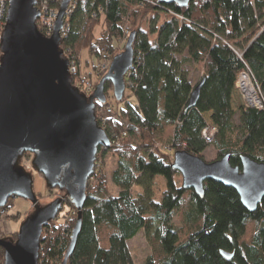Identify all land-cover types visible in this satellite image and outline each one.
I'll list each match as a JSON object with an SVG mask.
<instances>
[{"label": "trees", "instance_id": "trees-1", "mask_svg": "<svg viewBox=\"0 0 264 264\" xmlns=\"http://www.w3.org/2000/svg\"><path fill=\"white\" fill-rule=\"evenodd\" d=\"M63 31L61 48L70 57L78 60L89 50L102 61L124 49L122 37L135 33V64L127 79L131 93L117 107L96 106L114 142L100 148L96 163L109 152L118 157L112 174L118 192H108L104 168L98 167L87 184L81 233L67 264H135L128 242L143 230L151 231L153 250L144 264H264V200L248 212L234 189L213 181L205 183L199 198L183 188L174 155L167 153L204 159L213 146L218 159L230 154L234 167L242 168V156L264 161V109L241 106L237 124L232 106L237 75L240 85L244 73L255 79L264 102V0H191L184 8L158 0H78ZM78 79L79 74L72 76L76 87ZM202 80L200 98L188 108ZM112 90L107 82V102L114 98ZM210 115L219 125L212 141L203 136ZM167 127L173 128L172 149L164 151L155 141ZM158 180L165 186L161 202L154 194ZM64 208L74 214L44 228L39 264H62L66 256L78 213L69 199ZM178 213L184 216L180 227L173 223Z\"/></svg>", "mask_w": 264, "mask_h": 264}, {"label": "water", "instance_id": "water-1", "mask_svg": "<svg viewBox=\"0 0 264 264\" xmlns=\"http://www.w3.org/2000/svg\"><path fill=\"white\" fill-rule=\"evenodd\" d=\"M72 0H62L53 34L38 27L42 13L38 0H9L6 25L0 38V210L11 198L32 203L33 213L17 238H1L3 264H39L44 228L56 220L69 199L77 210V222L62 264L73 255L82 228V210L89 180L96 171L100 148L112 146L100 126L97 104H106V83L116 102L124 99L126 75L133 66L135 33L117 54L108 72L88 96L72 84L70 61L61 48L64 19ZM184 8L191 0H158ZM202 80L194 89L188 108L200 98ZM31 154L32 168L43 175L48 190L64 195L41 206L34 191V176L21 164ZM242 168L230 163V154L206 162L185 151L174 153L173 167L181 173L184 189L205 196V183L213 181L234 189L248 212L264 200V161L242 156ZM227 259L233 256L222 252Z\"/></svg>", "mask_w": 264, "mask_h": 264}, {"label": "rangeland", "instance_id": "rangeland-1", "mask_svg": "<svg viewBox=\"0 0 264 264\" xmlns=\"http://www.w3.org/2000/svg\"><path fill=\"white\" fill-rule=\"evenodd\" d=\"M72 5V4H71ZM70 5V6H71ZM59 10V8H58ZM37 24H39V22H37ZM101 32V27L97 28V33ZM128 37L126 39H124L122 37V39L119 41L120 43V47H122V45L127 42ZM63 49V48H62ZM64 50V49H63ZM118 50H120L119 52H117L114 56H116L117 54L121 53L123 50L121 48H118ZM65 53L67 54V57H70L68 55V52L66 50H64ZM107 53H104V55H106ZM76 56V55H75ZM112 54H108L106 61L107 63L112 62L113 57ZM72 58V57H70ZM102 63V59H99V57H97L95 54H91L89 50H84L80 56L79 59L76 60L77 66L79 68V76H82V78L85 79H91V83L93 84L94 82L99 83V81L102 78V74H98V72H96L94 70V65L98 66L99 63ZM105 62V61H103ZM93 66V67H92ZM106 74V72H105ZM104 74V75H105ZM198 73L195 74V76H197V78H199ZM78 81V80H77ZM240 85L238 84V75H237V79L235 82V88H234V93H233V98H232V106L234 108V110L237 112V116L235 119V122L237 124H239L240 120H239V108H241V106H248L249 104L247 103V99L246 96L243 93V90L245 91V94H247V90L252 89V92L254 95L253 97H249V101L251 103V105L253 106H260V93L258 95V93L255 92L256 89L253 88V84L255 85V79L252 78V76H246V78H244L241 82V77H240ZM253 83V84H252ZM252 85V87L250 86ZM78 86V85H77ZM239 87H242L239 88ZM82 91V90H81ZM94 91V89H93ZM131 91L129 89L126 90V94H130ZM111 95L113 96V93L111 92ZM261 97V96H260ZM262 99V98H261ZM135 100L134 96L131 98V101L133 102ZM257 100V101H256ZM252 101V102H251ZM112 106L115 105V107H117V105H119L115 98L111 97L108 102L106 104H110ZM104 104V105H106ZM123 106V105H122ZM209 121H208V126H210V130H208V134L210 135H215L219 125L217 124V121H215V118L210 115L209 117ZM106 120V119H105ZM98 121L100 123V119L98 118ZM100 126L105 130V126H106V122L103 124H100ZM211 131V132H210ZM172 139H173V128L171 127H167L163 136L161 138H159L158 140L155 141V143L157 144V147L162 148L164 151H167V148H169V150L172 149ZM117 142H119V140H117ZM118 144V143H117ZM167 153L169 154H173L175 152H170L168 151ZM26 156L23 158V160L21 161V164L26 168V170H28L29 172L33 173L34 176V191L39 199V204L43 207V206H47L50 203H52L55 199L61 197L64 195V192H60L59 189H54V190H48V188L46 187V182L45 179L43 177V175L35 172L32 168V155L31 154H25ZM204 160L206 162H213L218 160L217 158V153L216 150L213 146H210L207 148V150L204 153ZM118 166V157L112 153H106L105 155H101L99 157V163L96 166V169L100 168H104V172L107 176V181H106V185H107V189L108 192L112 195L117 194L118 189L115 186V184L113 183L112 180V174L113 171L117 168ZM93 178H91L92 180ZM163 182L164 180L161 179ZM181 183L183 182L182 176L180 178ZM93 182V180L91 181ZM165 186L163 185L162 182H160L159 180L156 182L155 186H154V194H155V199L157 202H161L162 201V195L161 193L163 192V190ZM139 189L138 187H136L132 194L134 197L138 196V192ZM9 207L6 209H1L0 210V237L1 238H13L14 239L17 238L18 232L21 228V226L27 221V219L29 218V216L33 213L34 209L32 206V203L26 199L23 198H11L9 200L8 203ZM73 216L74 212L70 211L68 208H62L61 213L58 215V217L56 218V220L59 221H63V219H65L66 215H70ZM173 223L177 226L180 227L182 225H184V216L182 213H178L174 218H173ZM150 238H151V231H142L141 233H139L135 238L131 239L128 242V246L132 255V258L134 260L135 264H144L146 262V260L148 259L149 256L152 255V246L150 243Z\"/></svg>", "mask_w": 264, "mask_h": 264}, {"label": "built area", "instance_id": "built-area-1", "mask_svg": "<svg viewBox=\"0 0 264 264\" xmlns=\"http://www.w3.org/2000/svg\"><path fill=\"white\" fill-rule=\"evenodd\" d=\"M53 1L56 4H58V6H59L58 8H60L62 0H53ZM77 1L78 0H72L71 3L69 4V7H68V10H67V14L65 16L64 22H65L66 18L70 14H72V11H73L74 7L76 6V2ZM37 7L42 13L41 18L38 20V22H39V24H38L39 30L45 36L50 37L53 34L54 25H55V21H56L57 14H58L59 10H58V8L56 10L50 8V6L45 2V0H38ZM8 10H9V0H0V38H1L2 32L4 30V27L6 25V18L8 16ZM127 30H129V28ZM126 33H128V31ZM61 35H62V38H63L64 31H62ZM64 54L67 57V54L65 53V51H64ZM67 58L70 61V73L72 74V76H76L77 74H79V68L77 66L76 59L70 58V57H67ZM104 61L105 62L102 61V63H99L98 66H95V65H94V67L92 66L94 68V70L97 69L96 72H98V74H105V72L108 71V69L110 67V65H109V63H107L106 59H104ZM134 64H135V60L133 62L132 68L129 70L128 74L126 75V79H125L126 80V85H127L128 76H130L129 73L133 70ZM248 75H249V73H248ZM76 83L79 86L78 88L80 90H82V92L85 93L86 95L89 96L92 93L94 86H93V84L91 83V81L89 79H85V78H82V76H79V79H78V81ZM80 86H81V88H80ZM250 86L252 87V85H250ZM239 88L242 89V87H239ZM253 88L256 89L255 92L258 93V95H259V90L257 89V86L253 84ZM242 90H243V93L246 96V99L248 101L247 102L249 104L248 107L256 108V109H259V110H263L264 109V102L262 101L260 96H259V98L261 100L260 106H258V107L257 106H253V105H251L248 96L245 94L244 89H242ZM106 112H107V114H112L113 113V107L112 106H108L107 109H106ZM99 119L101 121L100 122L101 124L106 122V120H105L106 118L104 116H101V118L99 117ZM208 130H210V126H207L204 129L203 136H204V138L206 140H211L213 135L208 134ZM215 131H217V130L215 129ZM113 143L114 142H112V144ZM166 148L169 149L168 147H166Z\"/></svg>", "mask_w": 264, "mask_h": 264}, {"label": "bare ground", "instance_id": "bare-ground-1", "mask_svg": "<svg viewBox=\"0 0 264 264\" xmlns=\"http://www.w3.org/2000/svg\"><path fill=\"white\" fill-rule=\"evenodd\" d=\"M242 75H248V74H245V73H244V74H242ZM242 75H241V76H242ZM241 76H240V77H241ZM248 76H249V75H248ZM244 78H246V77H243L242 79H244ZM242 79H241V80H242ZM247 94H248L247 96H249V97H251V96L253 97V96H254V95H252L253 92H252V89H250V88H249V90H247ZM256 101H257V100H256ZM251 102H252V101H251ZM257 107H258V106H257ZM212 139H213V137H212ZM212 139H211V140H208V141H212Z\"/></svg>", "mask_w": 264, "mask_h": 264}, {"label": "crops", "instance_id": "crops-1", "mask_svg": "<svg viewBox=\"0 0 264 264\" xmlns=\"http://www.w3.org/2000/svg\"><path fill=\"white\" fill-rule=\"evenodd\" d=\"M208 123V122H207Z\"/></svg>", "mask_w": 264, "mask_h": 264}, {"label": "flooded vegetation", "instance_id": "flooded-vegetation-1", "mask_svg": "<svg viewBox=\"0 0 264 264\" xmlns=\"http://www.w3.org/2000/svg\"><path fill=\"white\" fill-rule=\"evenodd\" d=\"M33 158V157H32Z\"/></svg>", "mask_w": 264, "mask_h": 264}]
</instances>
